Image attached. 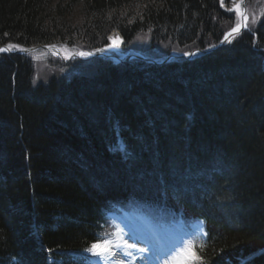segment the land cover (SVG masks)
I'll list each match as a JSON object with an SVG mask.
<instances>
[{
	"label": "trees",
	"instance_id": "1",
	"mask_svg": "<svg viewBox=\"0 0 264 264\" xmlns=\"http://www.w3.org/2000/svg\"><path fill=\"white\" fill-rule=\"evenodd\" d=\"M229 1L0 0V45L96 50L118 30L122 51L197 55L76 59L33 83L29 55L0 54V264H84L67 251L117 202L201 220L189 264H264V0L205 54L238 21Z\"/></svg>",
	"mask_w": 264,
	"mask_h": 264
},
{
	"label": "rangeland",
	"instance_id": "2",
	"mask_svg": "<svg viewBox=\"0 0 264 264\" xmlns=\"http://www.w3.org/2000/svg\"><path fill=\"white\" fill-rule=\"evenodd\" d=\"M242 8V6L240 7V9ZM260 8L261 5L259 7V10L255 13V12H250L252 15H250V18L247 19V23L248 21H256L259 17V13H260ZM60 52L62 55L65 56H69L70 54L74 53L76 50L74 49H70L67 47H60L59 48ZM120 50H117V52H119ZM116 52V53H117ZM129 52L134 53V54H142V48L137 47V48H132L131 50H129ZM114 54V52H113ZM27 55H29L31 62H33V64L35 63L36 69H35V75L33 77L34 82L39 79V77L41 75H44L45 72H47V70L49 71V69H52L53 71L58 72V77H62L65 79H69L71 77V75L73 74L74 70H71L69 68H67L66 66H58L56 65V63H54L55 60V56L52 55L50 52H48L45 48H38L35 49L33 51H29L27 52ZM123 55V54H122ZM83 58L89 57V56H85V55H81ZM43 68H49V69H43ZM41 80H44L43 77H41ZM112 222L115 224L116 227V235L115 238L111 242L112 244V255L111 256H106L105 254H103V249L107 248L108 242L107 243H103L98 245L97 244V250L96 252H99L100 254L104 255V258L106 259V261L108 263H112V259L115 256L116 252H122L124 254H126L127 252H131L133 254V256H135V259L133 260L131 257V261H134L135 264H151V260L152 259H146V257L149 256H153V253H148L145 252L143 254L139 253L137 251L138 248H143L146 247L145 245H143V243L140 241L139 239V233L136 230V224H128L125 221H121L119 219L118 216L113 215L111 217ZM137 222H140L139 220H137ZM192 230H194L195 232L202 234L201 231V224L200 223H193L191 225ZM177 229V230H176ZM160 233L162 234L163 237H170V235H174L177 234L180 236L181 238V253L179 254V257L176 259V261H173V264H184L185 260L187 258H189V248H188V234H189V230L185 227V225L182 222H178L176 224V226H174L173 229L170 228H166L163 226H160ZM123 241H127L129 244H136L137 245V249H125L123 247H115V245L117 244H122ZM96 252H87V255L91 256L93 259L92 261L94 262L93 264H99L101 263V261L98 258V255L100 254H96ZM156 253V252H155ZM96 254V255H94ZM155 258V255H154ZM126 263V261H124ZM126 264H131V263H126Z\"/></svg>",
	"mask_w": 264,
	"mask_h": 264
},
{
	"label": "bare ground",
	"instance_id": "3",
	"mask_svg": "<svg viewBox=\"0 0 264 264\" xmlns=\"http://www.w3.org/2000/svg\"><path fill=\"white\" fill-rule=\"evenodd\" d=\"M239 5H240V3H239ZM244 5H245V9H246V0L244 1ZM109 37H112L113 39L112 40L109 39V44L107 45V49L105 48L106 45L99 48V52H100L99 58H104V59H107L108 61L111 60L114 64H119L124 59H120L118 54L117 53L113 54V52H116V50H117V47H118L117 45H118V42L120 40V36L116 31H113ZM36 45H39V44H36ZM62 46L66 47L64 45H61V46H59V48ZM2 47L7 48V45L6 44L0 45V48H2ZM15 51H17V48H15ZM12 54H16V52H14ZM59 55L64 56L61 54V52H59ZM124 62H126V61H124ZM104 128L106 129V131L103 132L104 133L103 136L101 135L100 141H102V142L105 141V144H107L108 136H109L108 125H106ZM95 168H96L95 166H93V167L89 166L88 170L91 172L93 170H96ZM103 174L104 173H102V175H101L102 181H104ZM102 207H103V205H102ZM101 210H102V208L99 205L98 211H101ZM142 221L144 224L147 223V225L149 226L148 221H146V219L143 218ZM148 226H146V229L138 227V230H139L140 238L142 239V241L145 242L148 246H152L155 250H157L156 259L152 260V264H165V261L162 259V256H167V257L171 256V260H172L171 264H173V260L176 261V259L179 257V254L181 252L180 237L179 236H173L167 240H166L167 237H164L165 240L162 238V242H161L162 248L161 249L157 248V246L154 244L152 238L149 235V231H148L149 227ZM25 227H26V231H27V236L30 237L32 235V231L34 230V226L31 223H28ZM37 245L38 244H36V248H39L40 245H38V246ZM169 254H170V256H169Z\"/></svg>",
	"mask_w": 264,
	"mask_h": 264
},
{
	"label": "snow or ice",
	"instance_id": "4",
	"mask_svg": "<svg viewBox=\"0 0 264 264\" xmlns=\"http://www.w3.org/2000/svg\"><path fill=\"white\" fill-rule=\"evenodd\" d=\"M234 8H235V10L237 12L238 17H240V19L237 21L235 27H233L230 32H226L224 34V40L229 41V42H231L229 40L230 36H232L234 33H239V31H240V29L242 27L243 28H247L246 21H247L248 18L241 11L240 5L236 4V5H234ZM5 35H8V34L5 33ZM109 39L112 40L113 38L109 37ZM15 47H18V46L9 44L7 48H0V52L8 51L9 49L15 48ZM97 51H99V49ZM79 54L80 55H89L90 53L81 52ZM187 54L188 53H185V55H187ZM188 244H191V242L189 241ZM108 245L109 246L107 248L103 249V254H105L106 256H111L112 255V251H111L112 244H111V242H108ZM115 247H118V248L119 247H123L125 249H137V245L136 244H129L127 241H123L122 244H117V245H115ZM96 250H97V244H95V243L92 244V246L90 248L86 249V251H88V252H96ZM137 251L139 253H141V254H143L145 252L153 253V256L146 257V259H153L154 255H155V250H154V248L152 246H146V247H143V248H138ZM96 254H100V253L96 252ZM126 255L131 257L133 260L135 259V256H133V254L131 252H127ZM197 259H199V258L197 257ZM114 264H123V262L122 261H115ZM165 264H168V262L165 261Z\"/></svg>",
	"mask_w": 264,
	"mask_h": 264
},
{
	"label": "water",
	"instance_id": "5",
	"mask_svg": "<svg viewBox=\"0 0 264 264\" xmlns=\"http://www.w3.org/2000/svg\"><path fill=\"white\" fill-rule=\"evenodd\" d=\"M244 1L245 0H239V3L242 5V6H244ZM238 3V0H232L231 2H230V9L232 8V7H234V5H236ZM242 12H243V14L245 13V10H244V7L242 8ZM235 27V26H234ZM232 29V28H231ZM231 29L230 30H228L227 32H230L231 31ZM242 29H245V28H241L240 30H242ZM235 34V33H234ZM233 34V35H234ZM232 35V36H233ZM232 36H230V37H232ZM229 37V38H230ZM224 36H223V38H222V40L217 44V46H216V48L217 47H219V46H221L223 43H224ZM31 49H33V48H30V49H23V50H20V51H11V50H8V51H6V52H16V53H24V52H26V51H29V50H31ZM55 49V48H54ZM213 49H209V50H206V52H209V51H212ZM55 52H56V49H55ZM194 51H192V52H190V53H188L185 57H191V56H193L194 55ZM98 55H100V53L98 54ZM76 56V55H75Z\"/></svg>",
	"mask_w": 264,
	"mask_h": 264
}]
</instances>
